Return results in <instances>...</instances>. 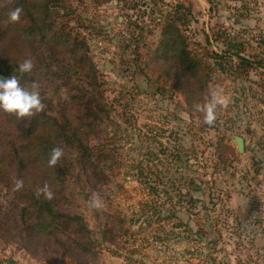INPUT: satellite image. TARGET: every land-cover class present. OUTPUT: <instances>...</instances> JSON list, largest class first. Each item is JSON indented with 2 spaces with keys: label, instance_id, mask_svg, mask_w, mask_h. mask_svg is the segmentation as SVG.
Segmentation results:
<instances>
[{
  "label": "rangeland",
  "instance_id": "rangeland-1",
  "mask_svg": "<svg viewBox=\"0 0 264 264\" xmlns=\"http://www.w3.org/2000/svg\"><path fill=\"white\" fill-rule=\"evenodd\" d=\"M54 13L56 26L84 44L94 70L68 54L57 55L58 65L52 46L40 44L30 90L57 118L76 113L72 97L94 89L108 108L89 139L107 156L103 184L90 186L75 149L64 147L60 157L66 209L84 218L96 255L73 260L51 245L31 254L0 239V264H264V0H63ZM171 21L207 68L209 103L217 97L211 123L209 103L185 109L176 82L150 62ZM235 54L251 65L239 68ZM234 135L244 141L241 153ZM190 144V170L206 194H193L202 200L169 222L159 216L162 192L148 187L167 189L165 174L178 175L171 155ZM119 219L127 230L115 225L114 243L101 241L106 222ZM16 221L12 191L0 182V223Z\"/></svg>",
  "mask_w": 264,
  "mask_h": 264
},
{
  "label": "trees",
  "instance_id": "trees-1",
  "mask_svg": "<svg viewBox=\"0 0 264 264\" xmlns=\"http://www.w3.org/2000/svg\"><path fill=\"white\" fill-rule=\"evenodd\" d=\"M62 1L0 0V77L15 76L21 86L30 90L31 72H21L19 65L35 57L40 44L52 46L48 50L58 65L61 61L55 59L57 55L68 54L94 70L84 44L55 24L54 8ZM107 1L99 0L100 3ZM17 8L21 9L19 19L11 21L9 14ZM205 41L210 42L207 35ZM235 56L239 68L251 65L239 54ZM150 62L176 82L184 97L185 109L200 111L209 103L211 86L207 68L191 55L176 21L163 27L160 47L153 52ZM94 91L85 98L73 96L76 113L66 112L59 118L46 108L24 118L0 110V182L12 191L17 208V221L13 226L0 223L1 240L17 243L31 254H43L45 246L51 245L73 260L95 257L97 240L92 231L81 215L66 209L69 204L65 194L66 175L60 158L55 165L48 163L53 148L71 147L79 154L80 165L90 186L96 189L103 184L105 175L101 163L107 156L100 147L90 145L89 139L96 136L97 124L107 118L108 108L101 102L102 96L96 89ZM171 159L177 163L174 172L178 175L165 174L167 189L158 191L155 187H148L153 195L159 196L162 192L165 213L159 216L169 222L178 220L177 214L181 210L202 200L193 194H206L199 185L203 181L198 179L197 183L190 170L192 163H189L195 161L194 145L190 144L182 153L177 151ZM139 174H142L141 170ZM138 180L142 183L140 176ZM17 181L23 182L19 189L16 188ZM147 182L150 183L149 179L142 184ZM45 185L52 193L51 197L41 191ZM157 185L159 182L155 181ZM210 194L209 191L207 197ZM146 207L144 203L143 210ZM157 210L155 207L153 214ZM204 217L208 218V215ZM111 220L101 231V241L112 244L118 231L114 226L117 225L119 230L127 229H123V219L113 224Z\"/></svg>",
  "mask_w": 264,
  "mask_h": 264
},
{
  "label": "clouds",
  "instance_id": "clouds-1",
  "mask_svg": "<svg viewBox=\"0 0 264 264\" xmlns=\"http://www.w3.org/2000/svg\"><path fill=\"white\" fill-rule=\"evenodd\" d=\"M21 9L17 8L10 12L9 19L16 21L19 19ZM32 69V62L30 60H24L19 65L21 72H28ZM217 102V97H213L212 101L207 107L206 119L211 123L214 119V108ZM44 105L41 102L39 93L35 90H28L20 85L19 80L15 76L0 77V110L8 113H13L20 118L28 117L33 114L34 111L42 110ZM62 155V149L59 147L53 148L48 163L49 165H55L58 159ZM22 181H17L16 188L19 189L22 186ZM41 191L45 192L48 197H51L52 193L47 190V185Z\"/></svg>",
  "mask_w": 264,
  "mask_h": 264
},
{
  "label": "water",
  "instance_id": "water-1",
  "mask_svg": "<svg viewBox=\"0 0 264 264\" xmlns=\"http://www.w3.org/2000/svg\"><path fill=\"white\" fill-rule=\"evenodd\" d=\"M232 139H233V141H234V143L236 145L237 151L239 153L243 152V148H244L243 139L240 136H238V135L232 136Z\"/></svg>",
  "mask_w": 264,
  "mask_h": 264
}]
</instances>
